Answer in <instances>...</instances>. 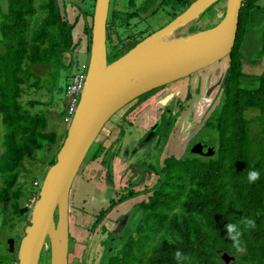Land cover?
I'll return each mask as SVG.
<instances>
[{"label": "trees", "instance_id": "1", "mask_svg": "<svg viewBox=\"0 0 264 264\" xmlns=\"http://www.w3.org/2000/svg\"><path fill=\"white\" fill-rule=\"evenodd\" d=\"M35 1L6 0L5 12L0 13V205L1 212L8 208V214L17 219L22 218L18 214L20 198L28 196L34 202L38 192V186H30L25 193L16 186L23 162L34 160L36 153L45 154L47 160L42 165L45 167L38 170L41 182L60 147L54 133L45 131L46 113L34 110L36 101L22 104L21 99L26 89L54 88L56 71L64 69L65 54L70 60L65 70L80 64L73 60L79 44L72 40L77 18L70 24L58 14L54 0H38L39 15L29 28L26 18L37 13ZM91 1V11L82 14L83 19L88 16L87 24L81 29L86 38L84 61L89 49ZM168 1L165 0L167 4ZM259 1L242 2L233 47L218 61L223 69L220 99L202 127V131L208 130L207 135L215 137L213 145H209L212 154H187L179 158L169 155L162 159L158 169L149 166L157 179L147 192L140 217L125 233L120 246L108 256L106 264H223L221 253L233 258L227 264H264V22L259 28V39L254 40L250 35L245 44L247 28L253 22L252 12L264 15V5H259ZM172 2H178L183 8L173 11L168 21L190 3L171 0L170 4ZM132 4V0H128V5ZM80 12L86 11L83 8ZM117 12L116 9L109 12L107 25L115 22ZM155 13L154 10L149 15ZM112 33L107 34L108 63L140 41L130 40L115 47L113 42L119 38L113 36L116 32ZM244 49L257 51L256 58L262 60L259 75L242 73ZM71 73L70 70L63 78V95ZM142 110H130L122 122L132 126L135 113L140 114ZM248 113L254 115L248 118ZM252 125H256L255 133L251 131ZM64 136L65 132L61 139ZM51 146H55L54 154H48ZM104 150L105 147H98L92 158L98 159ZM250 171L259 172L255 182H249ZM135 194L128 191L117 199L109 198L106 209L98 211L91 228L103 217L107 218L105 215L116 203ZM247 219L255 221L254 228L244 226L243 221ZM229 223L242 233L243 252H238L227 239L225 226ZM176 251L186 259H175ZM13 260L15 263V258Z\"/></svg>", "mask_w": 264, "mask_h": 264}, {"label": "rangeland", "instance_id": "2", "mask_svg": "<svg viewBox=\"0 0 264 264\" xmlns=\"http://www.w3.org/2000/svg\"><path fill=\"white\" fill-rule=\"evenodd\" d=\"M80 1L70 3L74 6L72 9L67 8L66 4L64 5L65 1L55 0L58 14L64 16L66 21L71 24L73 19L77 18L72 30L74 41L79 42L75 49L77 53H83L84 40L86 39L82 35L81 29L84 23L87 24L88 16L86 15V18L83 19L82 14L89 13L92 5L91 0H84L85 6L83 7ZM170 1L167 4L165 0H132L133 4L130 6L128 0H109V12L112 9L118 11L114 16L116 22L110 28L111 34L116 32L113 36L118 35L119 38L117 40L116 37L113 42L115 47H120L130 40L143 39L165 24L172 16L173 11L177 12L183 8L178 2L170 4ZM185 1L189 3L191 0ZM39 2L38 0L34 2V9L37 13L33 17L27 16L26 18L29 28L33 27V22L39 15L37 11ZM5 3L6 0H0V13L5 12ZM224 3L225 0H220L211 6L199 19L190 24L188 31L203 30L207 26L217 23L223 14ZM258 3L264 5V0H260ZM82 7L86 12H80ZM154 10L156 13L150 16L149 13ZM130 14H134V16L130 17ZM251 19L253 22L247 28L245 44L250 35L254 40L259 39V28L263 25L264 15L254 11L251 14ZM109 50L112 49L109 47ZM107 52L110 51L107 50ZM256 53L255 50L248 52L244 49L242 51L241 71L243 74L248 76L260 74L262 60L256 58ZM85 58L82 57V54H76L73 60L76 63H81ZM69 61V57L65 54L62 60L64 69L56 71L57 82L52 90L40 88L34 91L25 88L26 92L21 99L22 104L29 100L37 102L34 110L46 113L45 131L54 133L59 142H61V137L67 127L64 119L67 99L62 93L63 78L66 73L69 74L70 70L73 73L76 68L75 66L65 70ZM34 71L38 73V70L34 69ZM222 71L221 62H217L176 83L151 90L125 105L107 121L83 160L69 191L68 254L71 253L73 236L82 237L84 232L83 228L77 230L74 228L75 221L90 233L78 241L79 249L85 251L90 243V237L95 234L97 241L93 244L100 243V247L94 264H106L108 256L120 246L125 233L133 228L135 221L140 217V209L145 202L147 192L157 179L150 172L149 166L158 169L162 159L169 155L175 158L190 155V146L196 142L203 141L210 146L213 145L215 137L207 135L208 130L202 131V127L204 120L209 117L220 99ZM175 102L183 104L184 110L180 114ZM171 103H174L172 109H167ZM164 106L167 108L163 115ZM138 107H142L140 109L143 110L140 114L135 113L132 126L127 127L121 118L126 116L130 110H136ZM253 115L254 113H248L247 117L250 118ZM251 127V131L255 133L256 125ZM119 135L122 136L119 138ZM100 146L105 147V150L98 159L94 160L93 153ZM50 153H55V146L49 147L48 154ZM46 160L45 154L36 153L34 160L23 162L22 172L19 173L16 183L23 193L31 188L30 186L40 185L38 170L42 165H45ZM44 167L42 166V169ZM128 191L136 194L116 203L105 215L107 218L103 217L98 224L91 228L98 211L106 209L107 200L109 198L117 199L121 195H126ZM31 196L33 197V195ZM27 197H21L19 200L21 207L26 205L28 208L24 214L19 215L22 217L21 219L11 217L8 214V208H6V212H1L0 205V264H14V253L7 252L6 242L7 239L12 238L14 249L17 247L33 203V199ZM4 213L6 214L3 217ZM105 218L107 221L104 220ZM104 230L108 231L109 235ZM88 262L89 260H87ZM38 264H48L46 244L43 245L40 252ZM80 264H84L82 259Z\"/></svg>", "mask_w": 264, "mask_h": 264}, {"label": "water", "instance_id": "3", "mask_svg": "<svg viewBox=\"0 0 264 264\" xmlns=\"http://www.w3.org/2000/svg\"><path fill=\"white\" fill-rule=\"evenodd\" d=\"M220 0H193L179 14L150 33L132 48L107 62L105 27L109 0H93L87 68L77 104L46 170L36 200L29 209L17 247L7 239L14 264H38L43 245L48 264H67L68 196L71 184L107 121L137 97L156 88L187 78L224 59L234 43L238 12L244 0H225L222 17L211 28L188 31L211 6ZM201 141L190 154L211 155ZM28 208L23 206L18 214ZM223 264L233 261L221 253Z\"/></svg>", "mask_w": 264, "mask_h": 264}, {"label": "crops", "instance_id": "4", "mask_svg": "<svg viewBox=\"0 0 264 264\" xmlns=\"http://www.w3.org/2000/svg\"><path fill=\"white\" fill-rule=\"evenodd\" d=\"M63 1H65V3H64V5L66 4V7L68 8V7H70V8H72L73 9V7L74 6H72V4H70V3H75V2H77L78 0H63ZM54 3H55V5H56V8H57V4H56V2H55V0H54ZM80 3H82V5H83V7L85 6V4H84V0H81L80 1ZM83 7H82V9H83ZM66 9V8H65ZM80 9H81V7H80ZM66 12H67V10H66ZM73 14V13H72ZM76 18V17H75ZM75 18L73 19V22L75 21ZM68 22V21H67ZM69 23V22H68ZM72 40H73V42H75L74 41V39H73V37H72ZM78 40H79V38H78ZM84 43H85V40H84ZM79 45V44H78ZM84 46V49H85V45H83ZM74 52H75V50H74ZM76 54H82V57H85L84 56V51H83V53L81 52V53H77V52H75ZM128 127V126H127ZM90 166V165H89ZM113 170H115V169H113ZM75 179V178H74ZM74 181V180H73ZM72 184H73V182H72ZM72 184H71V186H72ZM70 189H71V187H70ZM68 206H69V204H68ZM71 207H72V205H71ZM69 210V209H68ZM74 220H75V217H74ZM104 220H106V218L104 219ZM107 221V220H106ZM105 221V222H106ZM74 228H76V230L77 229H81V228H83V236L81 237V236H78V235H74L73 236V238H72V246H71V253L70 254H68V257H67V264H80V260L82 259L83 260V263L84 264H94V262L96 261V257H98V250H99V247H100V243H97V244H93V242H96L97 240H96V235L94 234V235H92L93 237H90L91 238V240H90V243H88V247H86L85 248V251L82 249V250H80L79 248H80V246H79V244H78V241L80 240V239H83L84 238V236H86L87 234L88 235H90V233L88 232V230H86V228H84V227H82V226H80L79 224H77L75 221H74ZM75 230V231H76ZM108 232V231H107ZM109 234V233H108ZM68 246H69V236H68ZM83 247V246H82ZM91 254V255H90ZM87 260H89V262L87 263Z\"/></svg>", "mask_w": 264, "mask_h": 264}, {"label": "built area", "instance_id": "5", "mask_svg": "<svg viewBox=\"0 0 264 264\" xmlns=\"http://www.w3.org/2000/svg\"><path fill=\"white\" fill-rule=\"evenodd\" d=\"M87 68V61L81 62L75 68L72 73L68 85L64 88V96L67 99L65 122L69 123V120L73 114L74 108L77 104L80 91L83 86L85 71Z\"/></svg>", "mask_w": 264, "mask_h": 264}, {"label": "clouds", "instance_id": "6", "mask_svg": "<svg viewBox=\"0 0 264 264\" xmlns=\"http://www.w3.org/2000/svg\"><path fill=\"white\" fill-rule=\"evenodd\" d=\"M107 50H106V53H108ZM248 179H249V182H255L257 179H259V172L258 171H250L248 174ZM243 224L247 228H254L255 227V221L251 220V219L244 220ZM225 229L227 232V239H230L233 242V247L238 252H243L244 249L241 246V240H240L242 233L237 229V226L229 223L225 226ZM174 258L177 259L178 261L181 259H186V257H183V254L180 251H176L174 253Z\"/></svg>", "mask_w": 264, "mask_h": 264}, {"label": "flooded vegetation", "instance_id": "7", "mask_svg": "<svg viewBox=\"0 0 264 264\" xmlns=\"http://www.w3.org/2000/svg\"><path fill=\"white\" fill-rule=\"evenodd\" d=\"M111 16V14H109V10H108V13H107V20H106V27H105V40H106V43H107V34H108V32H110L111 31V27L112 26H114V24H115V22L113 23H111V24H109V25H107V21L109 20V17L108 16ZM113 16V15H112ZM114 16H115V14H114ZM106 50H107V47H106ZM177 82V81H176ZM176 82H173V83H176ZM173 83H171V84H173ZM169 85V84H168ZM168 85H166V86H168ZM129 104V103H128ZM174 104V103H173ZM172 103L170 104V105H168V108H167V106H164V108H163V110H162V114L164 115V113H165V109L167 108V109H172V105H173ZM175 105H176V108L178 107V113L180 114L183 110H184V107H183V104H181V103H176L175 102ZM138 108H142V107H138ZM122 119V118H121ZM129 127H131V126H129ZM198 142H196V143H194V144H192L190 147L192 148L195 144H197ZM210 147V146H209ZM189 148V147H188ZM190 149V148H189ZM194 155V154H193ZM27 223V222H26ZM28 224V223H27ZM24 226H26V225H24Z\"/></svg>", "mask_w": 264, "mask_h": 264}]
</instances>
